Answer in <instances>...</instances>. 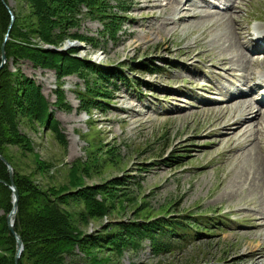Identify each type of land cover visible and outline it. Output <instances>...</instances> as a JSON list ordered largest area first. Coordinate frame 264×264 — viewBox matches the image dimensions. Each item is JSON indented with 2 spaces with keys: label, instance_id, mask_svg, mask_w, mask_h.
Masks as SVG:
<instances>
[{
  "label": "rangeland",
  "instance_id": "1",
  "mask_svg": "<svg viewBox=\"0 0 264 264\" xmlns=\"http://www.w3.org/2000/svg\"><path fill=\"white\" fill-rule=\"evenodd\" d=\"M189 1L181 11H172L168 0H108L106 11L123 20L115 39L84 7L78 24L53 46L33 31L36 18L29 2L8 0L7 7L18 17L16 29L25 38L4 35L11 48L0 68L13 74L11 81L18 90L12 100L13 122L17 140L27 144H7L5 151L19 176L50 198L62 196V209L74 216L76 229L88 235L90 241L67 255L66 264H264V226L256 225L264 222V203L245 180L250 168L240 162L242 157L227 161L226 141L215 144L218 136L226 139L225 132L220 135L213 125L205 129L223 102L220 93L231 77L218 67L221 58L236 55L227 49L231 34L247 55L242 67L229 62L235 74L250 79L249 72L264 71L259 59L264 55L252 54L243 43L247 28L264 32V0ZM227 5L236 22L226 26L222 19L210 25L209 18ZM75 33L91 40L72 38ZM22 46L73 50L77 58L105 71L119 67L124 78H110L104 86L87 71L58 78L55 69L36 64V56L20 53ZM249 56L252 64L244 67ZM23 76L39 87L52 121H37ZM87 86L107 90L106 97L97 94L104 97L99 108L87 106L82 96L88 93ZM23 91L26 95L21 96ZM253 92L247 97L256 101ZM259 121L247 138L262 170L264 110ZM244 138L239 139L242 147ZM241 152L233 153L242 156ZM81 185L94 187L91 197L103 214L95 213L92 202L72 197ZM162 217L182 220L189 235L157 240L169 242L168 249L157 248L148 238L136 248L121 244L117 233L121 225Z\"/></svg>",
  "mask_w": 264,
  "mask_h": 264
},
{
  "label": "trees",
  "instance_id": "2",
  "mask_svg": "<svg viewBox=\"0 0 264 264\" xmlns=\"http://www.w3.org/2000/svg\"><path fill=\"white\" fill-rule=\"evenodd\" d=\"M27 1L32 7V17L36 18L34 20L36 23H34L37 29L33 31L40 37V40L53 46H57L66 37L69 28L75 27L78 24L77 18L81 15L82 8L84 7L87 9L88 14L104 22L105 33L111 39H115L123 22V20H120L121 17L119 15L106 11L107 4L109 3L108 0ZM7 6L8 0H0V56L1 45L4 44L6 58L8 59L11 45L8 40L4 41V35L7 33L9 37H25L16 29L18 17L9 8L14 14V21L11 20ZM71 37L84 41L91 40L77 33ZM19 51L23 54L27 53L36 56V61L34 60L36 64L55 69L58 78L72 73L82 75L83 71H87L96 74L97 81H99L101 86H104V82H110V78L119 81L124 78L120 74L119 67L111 68V71H105L87 60L77 58L73 50L62 53L54 52L48 48L22 46ZM138 65L140 67L145 66L146 70L156 71L154 67L143 66L142 62H139ZM12 76L13 74L9 73L5 66L0 68V154L12 167L13 181L18 192L17 210L13 226L23 246L18 264H66V256L72 254L76 247L83 248L90 240L88 235H83L76 229L75 220L71 219L74 216L62 209L64 204L61 200L62 196L54 199L50 198L48 194H45L38 186H35L31 180L19 176L11 159L7 156L5 151L7 144L22 143L23 146L27 144L22 139L17 140L18 131L13 122L12 100H14V96L18 90L17 86H14L13 81H11ZM21 83L26 90L29 88V99H32L34 101L32 104L36 106L37 112L34 111V114L38 118L37 121L43 122L46 118L52 121V115L49 111L50 105L42 98L39 87L35 82L23 76L21 77ZM86 90L88 93L85 92L82 96L87 99V106L94 105L95 108L100 107L99 102L103 101L104 97L108 94L104 88V91H101L100 86L95 90L87 86ZM23 92L25 94L22 93L21 96L26 95L27 91ZM97 94L104 97H99ZM62 105L64 106V104ZM54 131L57 134L59 133L56 126L54 127ZM10 135L12 137L8 139L7 137ZM9 184L10 177L7 167L0 160V209L3 211L0 215V264H15L16 242L6 224V215L12 209V192L9 189ZM94 190V187L81 185L71 195L74 198H82L87 202H92V209L95 208L96 211L99 205L91 197ZM95 213L103 214V211H96ZM188 217L192 218L189 215ZM182 222V220L165 217L156 218L147 220L146 222L121 225L118 227L117 233L119 234V238H122L121 244L122 242H127V245H130L132 248H136L140 241L148 238L151 240L152 245H155L157 248L165 247L168 249L169 242L161 243L157 240L167 237L184 238L186 235H189L187 233L189 226ZM204 230L207 231L205 228ZM111 236L108 235L105 239L109 240ZM91 240H94L93 243H95L97 239L92 238ZM109 242L112 241L110 240ZM118 250L119 252L121 251L120 249Z\"/></svg>",
  "mask_w": 264,
  "mask_h": 264
},
{
  "label": "bare ground",
  "instance_id": "3",
  "mask_svg": "<svg viewBox=\"0 0 264 264\" xmlns=\"http://www.w3.org/2000/svg\"><path fill=\"white\" fill-rule=\"evenodd\" d=\"M186 2H190V1L189 0H168V5L166 6L169 7V9H171L172 11L174 10L181 11L182 7L185 5ZM223 11L226 14H220ZM228 11L229 12L233 11L231 5L229 6L227 5L220 13H217L215 15L216 17L211 15L212 17L209 18L208 22H210V25H211V23H213L214 21L220 22L222 19H224L223 23H225L226 26H232L236 22V18L234 17L235 14H233L232 12L231 14H228ZM195 16L196 15L193 14V15H190L189 17L191 18ZM202 17L203 16H199V19H202ZM213 17L217 19H214ZM182 19L184 20V17H182ZM261 23L264 26V22H261ZM254 32L256 35L255 38H258V39L264 38V33L262 31L256 29ZM246 35H247V39L244 38V42H243L247 44L246 49H248V51L254 55H264V41L261 44L258 41L251 39L249 28H247ZM234 37H233V34H231L228 40L227 49L235 52L236 55L232 58H221V60L219 61V65H218L219 68L223 67L222 69L226 71V73H228V75H230L231 77L226 79L227 82L225 86L223 87L224 90L220 93L223 96L221 99L223 102L221 103L220 106L218 107L216 106L217 108L215 110V114L213 115V119H211L209 124L205 126V129L213 125L214 127H216V130L219 131V133L220 131L222 132L220 135H222L223 132H225L224 137H226V139L225 140L221 139L219 138L220 136H218V138L215 141V144L218 145L221 141H226L225 144L228 145L229 152H230V156L227 159V161L230 159H233V157H237V158L242 157V160L240 162H243L247 166H249L250 169L247 174H251L250 179H249V176L246 174L245 180L252 187V190L254 189V191H256V193L259 194L260 202L263 204L264 203V177H263L264 167L262 170L259 169L257 165L258 161L256 159L257 155H256V152L254 151V146L251 145L252 140L247 138V134L250 131L252 132L254 125L256 126L260 124L259 123L260 116H263L264 71H258L256 73L249 72L253 76L252 78L249 77L250 79H246L245 78L246 75L244 76L242 74L238 76L237 74H235L236 69L233 66H231L232 63L229 66L228 65L229 62L234 61L235 64L236 63L243 64L242 58L243 56L245 57L246 53L244 49L241 48V46L238 44V40ZM259 59H260V64H262V62L264 61V56L263 58L261 57ZM246 60L247 61L244 67L249 65L248 63H250V66H251L252 64L251 61H253V59L249 56L248 58H246ZM242 64H241V67L243 66ZM241 70L243 71L242 68L240 69V71ZM247 70L248 69H245V71ZM244 89L245 90L247 89L246 91H250V92L252 91H255L256 93L258 92L260 93L259 95L260 97L256 101L249 100L247 97L248 95L246 94ZM215 90H217L216 87H215ZM253 108H255V110H253ZM210 133L211 132H209L208 134ZM259 133H260V128L255 130V135L258 136ZM241 137H245L244 141H242L244 144V147L241 146V143L239 141ZM236 150H242L240 154L242 156H239V155L234 156L233 152ZM14 216L15 214L11 216V219H13ZM258 222L256 224L258 228L259 227L261 228L264 226L263 221H261L260 223ZM262 252L264 254V248ZM261 257L264 258V255H261Z\"/></svg>",
  "mask_w": 264,
  "mask_h": 264
},
{
  "label": "water",
  "instance_id": "4",
  "mask_svg": "<svg viewBox=\"0 0 264 264\" xmlns=\"http://www.w3.org/2000/svg\"><path fill=\"white\" fill-rule=\"evenodd\" d=\"M8 8V7H7ZM9 13L11 15V19L13 20V14L10 11V9L8 8ZM12 22V21H11ZM1 65L4 64L5 62V53H4V47L3 45L1 46ZM0 160L6 165L8 173H9V177H10V184H9V189L12 192V209L10 210V212L6 215V224H7V228L9 230V232L13 235V237L15 238V242H16V249H15V254H14V263L18 264V260L20 258L23 246H22V241L19 237V235L14 231V218L11 219V216L14 215L16 213L17 210V200H18V192L17 189L14 185V181H13V173H12V169L11 166L9 165V163L4 159V157L2 155H0Z\"/></svg>",
  "mask_w": 264,
  "mask_h": 264
}]
</instances>
